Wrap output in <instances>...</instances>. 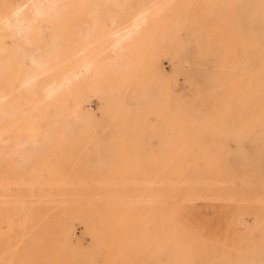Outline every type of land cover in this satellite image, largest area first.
Returning a JSON list of instances; mask_svg holds the SVG:
<instances>
[{
	"label": "rangeland",
	"instance_id": "1",
	"mask_svg": "<svg viewBox=\"0 0 264 264\" xmlns=\"http://www.w3.org/2000/svg\"><path fill=\"white\" fill-rule=\"evenodd\" d=\"M33 1L0 0V264H264V0Z\"/></svg>",
	"mask_w": 264,
	"mask_h": 264
},
{
	"label": "bare ground",
	"instance_id": "2",
	"mask_svg": "<svg viewBox=\"0 0 264 264\" xmlns=\"http://www.w3.org/2000/svg\"><path fill=\"white\" fill-rule=\"evenodd\" d=\"M229 1V0H228ZM32 2V1H31ZM58 2H60L61 4H62V7H61V9L59 8V6H58ZM107 2V1H106ZM72 0H40L39 2H36V0H34L33 1V5H32V8H33V10L34 11H36L38 14L40 13V14H46V15H49V17L50 16H53V15H58V13H60V11H59V9L60 10H63V9H66L67 7H70L72 4ZM21 9H23L22 8V6H20L19 8H18V10H21ZM55 17V16H54ZM53 17V18H54ZM56 18V17H55ZM54 18V19H55ZM24 19L27 21L28 20V22L30 21V19H28V15H27V13H25V12H23L22 13V15L20 16V20H23L24 21ZM45 20V19H44ZM95 20H97V19H94V21ZM19 21V20H18ZM21 23H23L22 21H20ZM25 22V21H24ZM95 22H97V21H95ZM9 23V22H8ZM112 23V22H111ZM136 23V22H135ZM24 24V23H23ZM23 24H19V26H17V25H15V24H13L12 26L14 27V28H16L17 30H15V31H17V33H23V34H25V35H27V36H29L30 35V31L31 30H33V31H35L34 29L35 28H31L30 26H25V25H23ZM7 25V24H6ZM15 25V26H14ZM21 25H23L22 27H21ZM29 25V24H28ZM12 26H10L9 25V27H10V29L11 28H13ZM134 26V25H133ZM14 28H13V30H14ZM140 29V28H139ZM36 30L37 31H39L40 32V36H39V39L42 41V40H44L45 39V34L46 33H44V32H42V30H41V28H36ZM29 34V35H28ZM20 36V35H19ZM21 38L22 39H24V37H23V35L21 36ZM26 38H28V37H26ZM25 38V39H26ZM59 38H62V39H64L65 38V34H60V35H58L57 36V38L56 39H59ZM20 41V40H19ZM25 41V40H24ZM16 42V41H15ZM27 42V41H26ZM25 42V43H26ZM28 44L30 43V42H27ZM16 44H18V43H16ZM30 45V44H29ZM44 45L43 44H39L37 47L40 49V48H42ZM36 50V49H35ZM34 50V51H35ZM37 52V51H36ZM119 54V53H118ZM44 59V58H43ZM91 61H93L92 59H91ZM85 64V63H84ZM82 66H83V63H82ZM89 66V65H88ZM87 66V67H88ZM164 66V65H163ZM120 68V67H119ZM83 71L85 70V68H83L82 69ZM81 70V74H82V71ZM87 70V69H86ZM122 70V69H121ZM86 73V72H85ZM80 74V75H81ZM77 76H78V73L76 74ZM79 75V76H80ZM73 77V76H72ZM75 78H76V76H75ZM141 78V77H140ZM71 79H73V78H71ZM93 79V78H92ZM96 79V78H95ZM74 80V79H73ZM97 80V79H96ZM95 81V80H94ZM27 84H29V83H27ZM29 86V85H28ZM30 87V86H29ZM51 87V86H50ZM33 89V88H32ZM47 89V88H46ZM54 89V88H53ZM38 91V89L37 88H35V89H33V91H32V95H34L36 92ZM49 92V91H48ZM52 92V91H51ZM50 92V93H51ZM54 92V91H53ZM69 92V91H68ZM49 93V94H50ZM147 93V92H146ZM49 94L47 95V96H49ZM0 95L1 96H3V91H0ZM51 96L53 95V93H51L50 94ZM146 95V94H145ZM50 98V97H49ZM85 98L86 97H84L83 95H80V98L79 99H81V101H80V103H84V101H85ZM21 106H20V104L18 103V104H16L15 106H14V109H19ZM41 109V108H40ZM32 110V109H31ZM41 112L43 113L44 112V109L42 108L41 109ZM84 113V112H83ZM80 115H82V113L80 114ZM84 115V114H83ZM0 119H1V117H0ZM216 146V145H215ZM218 166V165H217ZM73 218V217H72ZM70 227H71V224L70 223H66V225L63 227V230L61 231V233H60V239L61 240H63V241H66V242H72V239H71V237H70V235H69V229H70ZM34 233V232H33Z\"/></svg>",
	"mask_w": 264,
	"mask_h": 264
}]
</instances>
